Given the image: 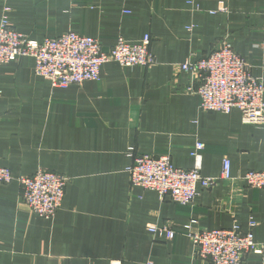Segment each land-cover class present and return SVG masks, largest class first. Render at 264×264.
Segmentation results:
<instances>
[{"label": "crops", "instance_id": "obj_1", "mask_svg": "<svg viewBox=\"0 0 264 264\" xmlns=\"http://www.w3.org/2000/svg\"><path fill=\"white\" fill-rule=\"evenodd\" d=\"M6 7L12 26L38 41L74 31L108 51L120 37L149 34L156 63L108 62L98 80L67 88L38 76L30 57L0 66V166L17 178L38 169L70 178L49 219L30 210L18 180L0 185V264H212L184 233L192 219L199 229L243 231L255 220L264 245V189L238 179L264 171V127L244 124L238 109L203 111L189 90L199 80L180 68L225 39L264 79V0H0V20ZM199 142L202 174L220 177L227 159L231 180L187 205L131 183V148L191 169ZM165 224L173 240L150 232ZM240 264H264V252Z\"/></svg>", "mask_w": 264, "mask_h": 264}, {"label": "built area", "instance_id": "obj_2", "mask_svg": "<svg viewBox=\"0 0 264 264\" xmlns=\"http://www.w3.org/2000/svg\"><path fill=\"white\" fill-rule=\"evenodd\" d=\"M193 3V0H188ZM218 11L228 12L226 7ZM6 7L0 20V66L22 57L34 59L35 73L48 80L53 88H67L85 81L98 80L105 63L116 62L122 67L149 68L156 63L151 51V36L146 34L137 42L120 37L108 51L97 38L67 31L58 37L32 39L15 29ZM264 32V31H263ZM264 34V33H263ZM264 45V39H263ZM184 72H192L199 85L189 87L200 96V107L207 112H241L242 122L264 127V79L253 75V65L239 54L227 41L222 40L206 56L188 58L180 65ZM199 142L192 152L196 164L191 169L176 167L169 155L152 156L133 154L128 169L130 181L135 186L159 193L163 200L187 205L192 204L201 189L217 186L220 180H231V164L225 159L220 177L202 174ZM18 180L23 188L22 199L42 218H53L61 208L70 178L46 169H38L31 176L15 177L10 169L0 166V185ZM249 187L264 189V171L250 170L238 177ZM197 221L184 226V233L193 241L195 255L212 264H240L249 253L264 252V245L255 241L251 220L250 229L243 231L238 225L231 228L199 229ZM154 235L173 240L177 231L169 225L151 226ZM112 264H120L114 261Z\"/></svg>", "mask_w": 264, "mask_h": 264}]
</instances>
